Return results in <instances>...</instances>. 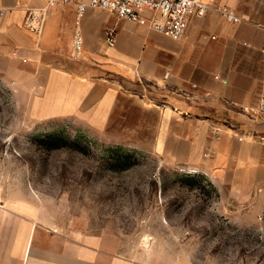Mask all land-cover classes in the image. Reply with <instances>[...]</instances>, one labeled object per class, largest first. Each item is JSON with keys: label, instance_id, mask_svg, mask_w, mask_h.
Here are the masks:
<instances>
[{"label": "crops", "instance_id": "crops-1", "mask_svg": "<svg viewBox=\"0 0 264 264\" xmlns=\"http://www.w3.org/2000/svg\"><path fill=\"white\" fill-rule=\"evenodd\" d=\"M204 1L209 12L192 20L182 41L89 9L80 20L82 59L98 60L93 67L68 65L63 58L68 52L75 61L70 55L75 7L51 9L36 33L25 25L28 10L44 7L47 0H0V76L6 86L28 95L38 119H69L102 129L124 96L107 74L128 69L147 80L170 83L178 91L168 100L175 110L163 112L154 150L168 162L208 175L228 200L264 204V142L259 140L264 113L258 111L264 99V0ZM223 9L242 22H229ZM119 26L138 35H124ZM110 27L117 29L113 48L105 39ZM132 37L141 46L136 59L124 48ZM162 41L170 45L161 46ZM148 45L163 52V60L145 59ZM192 49L199 52L192 68L177 72ZM113 245L109 236L72 239L52 233L24 219L23 207L0 205V264H141L114 254Z\"/></svg>", "mask_w": 264, "mask_h": 264}, {"label": "rangeland", "instance_id": "rangeland-1", "mask_svg": "<svg viewBox=\"0 0 264 264\" xmlns=\"http://www.w3.org/2000/svg\"><path fill=\"white\" fill-rule=\"evenodd\" d=\"M133 38L124 48L136 59L141 46ZM68 55V65L99 62L84 61V54L71 62ZM198 55L192 49L176 71H188ZM164 57L147 46L145 59ZM107 77L124 96L102 129L38 119L28 95L0 76V205L23 207L24 219L67 238L109 236L114 254L141 264H264V204L228 200L208 175L154 150L177 88L128 69ZM56 142L61 147L51 148Z\"/></svg>", "mask_w": 264, "mask_h": 264}, {"label": "built area", "instance_id": "built-area-1", "mask_svg": "<svg viewBox=\"0 0 264 264\" xmlns=\"http://www.w3.org/2000/svg\"><path fill=\"white\" fill-rule=\"evenodd\" d=\"M66 7H75L77 11L71 44L72 60H79L84 52L85 41L80 20L89 9L112 13L118 20L134 22L175 41L184 40L192 20L205 17L210 10V5L204 0H47L44 7L28 10L25 25L32 32L38 33L42 30L51 9ZM222 14L229 22H242V19L230 10L223 9ZM261 27L264 29V26ZM105 39L109 48L115 47L116 27L106 30ZM261 52L264 54V43ZM258 111L264 113V99L261 100ZM259 140L264 142V136Z\"/></svg>", "mask_w": 264, "mask_h": 264}, {"label": "trees", "instance_id": "trees-1", "mask_svg": "<svg viewBox=\"0 0 264 264\" xmlns=\"http://www.w3.org/2000/svg\"><path fill=\"white\" fill-rule=\"evenodd\" d=\"M57 143V142H56ZM53 143V144H51L50 145V147L51 148H60L61 147V144L60 143ZM114 152H116V153H118V152H120V151H123V148L122 147H116V148H114V150H113ZM128 157H131V156H134V154L133 153H131V154H129V155H127ZM114 157V159H116V161H124V160H126V158H124V157H121V156H113Z\"/></svg>", "mask_w": 264, "mask_h": 264}]
</instances>
